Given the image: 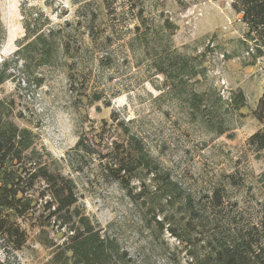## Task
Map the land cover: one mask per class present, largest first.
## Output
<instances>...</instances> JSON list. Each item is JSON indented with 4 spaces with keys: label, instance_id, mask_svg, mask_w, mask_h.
<instances>
[{
    "label": "rangeland",
    "instance_id": "1",
    "mask_svg": "<svg viewBox=\"0 0 264 264\" xmlns=\"http://www.w3.org/2000/svg\"><path fill=\"white\" fill-rule=\"evenodd\" d=\"M233 3L0 0V64L31 41L29 21L53 46L51 65H11L0 100L14 101L13 120L36 135L42 162L75 185L74 213L115 239L129 264H215L218 238L264 245V149L249 143L264 128L253 114L264 39ZM239 92L246 105L235 109ZM126 128L179 191L158 192L145 168L128 177L129 190L113 180L106 166L127 149ZM80 139L92 153L75 149ZM29 193L27 215L0 213L26 234L15 251L0 232V261L52 264L67 230L45 208V182Z\"/></svg>",
    "mask_w": 264,
    "mask_h": 264
},
{
    "label": "trees",
    "instance_id": "2",
    "mask_svg": "<svg viewBox=\"0 0 264 264\" xmlns=\"http://www.w3.org/2000/svg\"><path fill=\"white\" fill-rule=\"evenodd\" d=\"M233 7L242 14V20L251 33L264 39V0H234ZM165 23L169 25L168 20ZM32 27L30 21L26 23V37L31 38V41L24 47H19L15 57L26 62L36 59L39 66L51 65L52 36L39 34ZM1 36L0 34V41ZM258 53L262 55L261 50H258ZM18 60L0 64V86L13 77L10 72L11 65L14 64L17 69ZM232 105L235 109L246 105L243 92L233 96ZM13 114L14 101L0 100V213L6 210L14 212L18 217L27 215L34 202V197L29 191L41 180L46 183L52 197L45 201V208L51 217H61L62 228L67 230V237L55 251L52 264H129L131 258L128 252L123 250L115 239L104 235L89 217L74 213L73 209L78 203L75 185L48 169L42 162V154L36 148V135L27 128L19 127L13 120ZM253 114L259 122L264 123V94L258 100ZM125 131L128 135L127 149L123 154H117L114 164L107 163L106 166L113 180L129 190L128 177L135 175L140 168H145L149 171L154 182L153 187L158 192H164L165 195L167 190L179 191L178 184L170 179L169 173L162 172L159 165L145 151L143 141L130 135L127 128ZM249 143L258 150H263L264 128L251 136ZM89 148L84 139H80L75 147L86 154L92 153ZM143 191H140L138 196H143ZM129 194L133 196L130 191ZM214 197L217 206L220 205L222 195L219 190L215 192ZM262 230L264 234V223ZM3 231L13 241V250L18 251L23 247L26 234L20 226L4 218L0 220V232ZM241 239L239 242H230L228 238H218L213 255L215 264H264V245L253 238ZM0 264L13 263L7 259L0 261Z\"/></svg>",
    "mask_w": 264,
    "mask_h": 264
}]
</instances>
